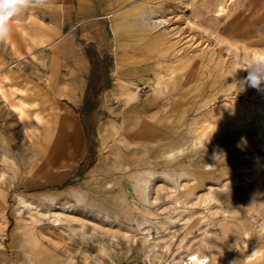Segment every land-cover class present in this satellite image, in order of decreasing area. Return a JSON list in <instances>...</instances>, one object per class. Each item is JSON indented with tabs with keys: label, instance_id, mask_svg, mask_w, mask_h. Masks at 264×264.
Segmentation results:
<instances>
[{
	"label": "rangeland",
	"instance_id": "rangeland-1",
	"mask_svg": "<svg viewBox=\"0 0 264 264\" xmlns=\"http://www.w3.org/2000/svg\"><path fill=\"white\" fill-rule=\"evenodd\" d=\"M10 25L0 264H264V0H35Z\"/></svg>",
	"mask_w": 264,
	"mask_h": 264
},
{
	"label": "clouds",
	"instance_id": "clouds-1",
	"mask_svg": "<svg viewBox=\"0 0 264 264\" xmlns=\"http://www.w3.org/2000/svg\"><path fill=\"white\" fill-rule=\"evenodd\" d=\"M35 0H0V41L7 39L11 34L10 21L23 10L33 6ZM259 68L260 71L250 75L247 81L251 87L262 90L264 84V61H258L247 69Z\"/></svg>",
	"mask_w": 264,
	"mask_h": 264
},
{
	"label": "bare ground",
	"instance_id": "bare-ground-1",
	"mask_svg": "<svg viewBox=\"0 0 264 264\" xmlns=\"http://www.w3.org/2000/svg\"><path fill=\"white\" fill-rule=\"evenodd\" d=\"M222 8V6H221ZM126 92H129L128 89H124ZM207 256H200L197 252H192L188 254L186 259V264H206L208 262Z\"/></svg>",
	"mask_w": 264,
	"mask_h": 264
}]
</instances>
